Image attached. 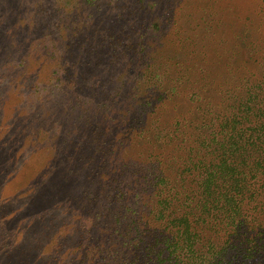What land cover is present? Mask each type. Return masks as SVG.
<instances>
[{
	"label": "rangeland",
	"instance_id": "rangeland-1",
	"mask_svg": "<svg viewBox=\"0 0 264 264\" xmlns=\"http://www.w3.org/2000/svg\"><path fill=\"white\" fill-rule=\"evenodd\" d=\"M172 39L184 59L207 48L195 82L142 72ZM79 47L91 63L63 72ZM247 76L264 80V0H0V264H69L114 201L140 211L148 154L172 156L162 136L177 120L196 133L198 110L221 108L218 83Z\"/></svg>",
	"mask_w": 264,
	"mask_h": 264
},
{
	"label": "trees",
	"instance_id": "trees-1",
	"mask_svg": "<svg viewBox=\"0 0 264 264\" xmlns=\"http://www.w3.org/2000/svg\"><path fill=\"white\" fill-rule=\"evenodd\" d=\"M207 20L209 15L199 18L202 24ZM178 23L172 20L173 26ZM235 23L228 29L231 42L239 33ZM151 26L164 33L158 24ZM172 40L177 50L164 61L144 58L142 72L172 86L195 82V70H203L197 63L208 60L207 48L201 45L184 59L179 40ZM62 48L71 50V44ZM86 52L79 47L69 53L74 60L63 72L91 63L80 58ZM25 63L19 58L18 65ZM240 81L231 90L227 82L218 83L221 108L198 110L196 133L182 121L173 123L161 139L172 156L163 160L148 154L155 162L148 178L151 201L140 211L124 198L114 201L108 229L94 230L69 264H264V80L247 76Z\"/></svg>",
	"mask_w": 264,
	"mask_h": 264
}]
</instances>
